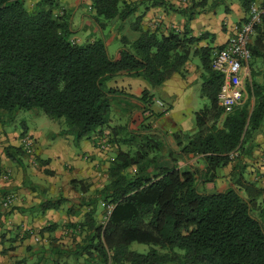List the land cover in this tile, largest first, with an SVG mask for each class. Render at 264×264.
<instances>
[{"label":"trees","instance_id":"trees-1","mask_svg":"<svg viewBox=\"0 0 264 264\" xmlns=\"http://www.w3.org/2000/svg\"><path fill=\"white\" fill-rule=\"evenodd\" d=\"M88 1L90 19L99 33H105L113 20L124 24L142 6L167 4L166 0ZM258 1L240 0L247 14L240 24ZM171 7L190 20L197 15L194 8ZM63 10L57 0H0V129L19 111H38L52 120L65 119L61 134L73 136L76 143L97 140L111 130L112 101L125 96L137 99L109 88L108 81L128 74L158 88L184 69L192 53L201 57L205 68L202 93L210 107L195 113L196 134H172L178 149L168 135L156 133L150 125L143 124L138 133L124 139V145L136 144L137 149L118 148L105 184L94 197L81 199L84 219L69 225L83 237L81 241L70 249L54 246L48 257L34 264H81V259L85 264H264V186L244 179V167L238 162L232 172L235 185L219 192L205 187L215 183L218 170L247 154L262 130L264 85L252 75L247 101L225 114L218 99L222 76L212 67L216 49L199 47L209 34L194 37L188 25L183 32L144 31L140 16L132 24L140 37L131 41L122 36V47L112 57L101 34L75 41L72 11ZM250 50L253 58L264 61V15ZM152 99L144 91L137 100L146 107ZM117 130L124 127L110 133L114 138ZM5 152L12 161L17 160L12 154H24L20 147H6ZM192 158H197L195 164L190 163ZM71 184L82 195L91 188L84 180ZM58 204L48 201L41 207L50 210ZM102 205L107 216L100 220ZM133 244L148 246L149 251L131 250Z\"/></svg>","mask_w":264,"mask_h":264},{"label":"crops","instance_id":"crops-1","mask_svg":"<svg viewBox=\"0 0 264 264\" xmlns=\"http://www.w3.org/2000/svg\"><path fill=\"white\" fill-rule=\"evenodd\" d=\"M161 1L163 0H155L156 3ZM164 2L167 4H162L163 2L157 4V6L148 4L147 6H142L140 8L137 13L140 12L138 17L142 16L141 28L144 31L150 30L151 32L168 33L171 30L183 32L188 25L191 35L194 37H198L203 33L209 34L207 40L200 43L199 47L208 46L216 49L213 53L218 51L221 47L224 49L229 37L233 34L235 27L240 25L242 20L247 16L242 8L240 0H166ZM202 2H204V5L198 6V4H201ZM171 6L182 10L194 8L197 15L190 20L188 14L182 15L176 13ZM222 6L225 8L224 10H221ZM202 10L203 12H201ZM87 20H89L87 22L90 24L92 23L91 19L88 18ZM126 23L127 21L122 24L121 28L118 30L121 31L124 26V28H126L124 32L128 35L126 37L131 41L137 40L140 37V33L134 31L131 27V30L130 28H127ZM83 27L84 24L79 26L78 29H82ZM114 31L116 30H113V32ZM100 34L107 39L106 41L109 51L111 43L115 41L114 39H117V36H111L112 39H110L102 32H100L99 35ZM120 48L121 47H116L115 49ZM194 49H196V47H194ZM189 58L190 60L181 72L174 73L158 88H153L142 77H133L128 74L115 77L108 81L109 83L107 82L109 88L123 91L126 94L135 96L137 99L142 97L144 91H148L152 97L155 93L162 96L158 103L162 102L164 106L158 104L160 109L154 105L155 101L153 99L146 107H144V105L137 99L126 96L119 99L120 102L118 104L121 107L123 106V110H126L130 119L129 127L131 133H138V129L143 124L150 125L158 134L162 131L166 132L169 143L174 148H177V145L173 140V133L183 132L184 134H188L185 133L186 131H190L188 135H194L197 133V123L194 124L192 122V119H195V113L197 112H195L193 108L186 106L185 101L193 99V94L195 92L194 85L200 87V96L202 99H206L202 93L203 76L206 72L199 55H194L192 53ZM248 74L249 77L246 80L247 87L241 105L249 98L248 86L252 81V75L257 77V83L264 85V61L261 59L260 62L255 64V68L253 69L249 66ZM253 104L254 99H252V105ZM179 107L185 108L181 111V117L178 119H172V114L175 115V113L178 112ZM168 109H170V111H168ZM164 119H170V121H168L172 124L171 127H167L166 125L161 126L157 123L158 120L162 121ZM188 121H190L192 125L189 129L184 127ZM40 124H42V126L44 125V123ZM136 125H139V127H136ZM61 128V131L65 129L64 126ZM25 131H28V134L37 141L35 146L36 151L34 152L36 153L35 155H37L35 160L28 158L27 154L24 152L23 155L12 154L18 160L12 161L5 152V146L9 145L6 143L3 146H0V170L5 168L8 172L12 171L15 173L14 180L9 182L7 178L6 180L1 179L2 181L8 182L0 183V186L4 184V186L9 188L8 190L17 193L16 195L19 197L17 202L13 205L12 209L14 210L10 214V217L6 219V222L7 224H14L16 226L14 227L15 229H17L19 225L27 226L28 223L29 227L32 223L31 228L32 225L34 227L39 225L45 227L49 226L50 230H46L48 234L53 235L59 231H64L70 237L75 230H73V227L71 229L69 225L81 222L84 219L83 216L85 214L84 208H81V199L83 195L74 188L71 182L73 180H89L91 185L90 191L94 189V184L92 185L91 183L94 182L95 177L94 167L99 168V166L103 164L97 144L99 145V141L102 138L107 137L104 135L103 137L97 138V140L92 138L91 140H83L79 143H76L75 141L74 151V149L71 150L70 146L67 147V144H65V140L70 142L69 139L72 137L70 135L60 137L58 136L59 132H54L52 136H49L48 134H45L42 128L38 127V129H31L28 125L26 126ZM59 135L61 134L59 133ZM57 137H59V139L62 138V141L64 139L65 142L63 141V144H54ZM11 146L18 147V145L13 143ZM65 149H68V151L71 152L69 160H66L63 157L64 154H67V150ZM236 156L237 154H235V157ZM114 159L115 158L111 160L113 161ZM196 161L197 158H192L190 163L195 164ZM238 162L244 167H242L244 169V179L251 181L252 183H257L260 186H264V125L262 130L256 136L255 141L247 154L235 159L229 167L223 169L224 175L222 174L218 176L215 183L209 184H214L215 186L219 183L218 187L224 190L231 185H235L236 178H234V173L232 174V172L236 169ZM111 163L112 162H110V165ZM179 164L184 165L185 162L181 161ZM35 168L38 170H34L33 172L32 169ZM200 168L203 169L204 166H200ZM35 173L39 174V177L36 178ZM90 179H92V181ZM207 185L205 187L209 190ZM215 187H217V185ZM48 201H60V204H58L59 206L56 208L50 210L42 209L41 206ZM63 225L66 226L64 229L62 228ZM53 227L56 230H53ZM18 230L19 234H25L22 232L23 229L21 226ZM17 233L18 232L16 231L15 234L17 235ZM18 236L17 238L20 239ZM22 238L23 237L21 236V239ZM3 248L4 241H1L0 251L2 250V252H4ZM21 248L22 250L24 249L23 247ZM21 248H19V250H21Z\"/></svg>","mask_w":264,"mask_h":264},{"label":"rangeland","instance_id":"rangeland-1","mask_svg":"<svg viewBox=\"0 0 264 264\" xmlns=\"http://www.w3.org/2000/svg\"><path fill=\"white\" fill-rule=\"evenodd\" d=\"M57 1L60 3L62 10L64 9L65 11H72V26H73V29L75 30L72 33V38H74L75 41L85 42L86 39H93V37L99 36V32L97 31L98 29L92 23L90 24L89 22H87L89 21L87 19L88 18L90 19V16L93 15V13L89 12V8H88L89 1L88 0H57ZM224 9H225L224 6H222L221 10H224ZM201 12H203V10ZM138 14H140V12ZM138 14L136 16H133L127 21L126 23L127 28H130V27L132 28V24L133 22H135L136 18L138 17ZM84 20H85V23H84ZM83 24H84V27L82 29H78L79 26ZM120 25H122L121 21L113 20L108 24L107 29L105 30V33H103L107 38H110V39H112L111 36H117V39H114L115 41L111 43L110 48H109V55L112 57H114L115 54L117 53V50H119L115 48L122 47L121 37L128 36L127 33L124 32L126 30L124 26H123V29H121V31L118 30L121 27ZM113 30H116L114 31L115 33L113 32ZM260 61L261 59L253 58L250 61L251 69L255 68V64H257ZM253 80L257 82V77L255 76ZM194 88H195V92L193 94V99L189 101H185L186 106L193 108L195 112H199L205 109L206 107H210L209 100L207 98L202 99V97L200 96L201 95L200 87L194 85ZM161 98L162 96H160L159 94L155 93L153 95V100L155 101L154 105L157 108H159V105L164 106L162 102H161L162 105L161 103H158V101ZM119 99L120 98H117V100H113L111 103V114H110L111 122L109 124V126L111 127V130L110 132H107L105 134L106 137L109 139V146L106 149H101L100 145L97 144V147L99 148V154L101 155L103 164L99 166V168L94 167L95 177H94V182H91L92 185L94 184V189L89 191L87 194L83 195L82 198L84 197L85 199H90L94 197L95 191H97V189L99 190V188L105 184V182L107 181V169L110 166V162H112L111 159L116 157L119 147L123 148L125 151L129 149H131L132 151H135L137 149L136 144H133L132 146H130V145H124L122 142L124 139L131 138V135H130L131 131L129 127L130 119L128 117L126 110H123L122 108L123 106L121 107L118 104L120 102ZM170 109H168V111H170ZM184 109L185 108L179 107L178 112L175 113V115L172 114L171 118L172 119L180 118L181 111ZM168 120L170 121V119H164L162 121L158 120L157 123H159L161 126L166 125L167 127H171L172 124H170ZM192 120H193L192 122L196 124L195 119L193 118ZM40 123H44V125L42 126V124ZM27 125L31 129L32 128L38 129V127H40L44 130L45 134L46 135L48 134L49 136H52L54 132H59L61 134L62 132L61 127L62 126L66 127L65 119L52 120L49 117H47L44 113L38 112V111H19L17 115L15 116V119L12 123L10 124L8 123V125H5L4 128L0 129V146L1 145L3 146L4 144L7 143V145L9 146H5L6 148V147H13L11 146L12 143L16 144L18 145V147L23 149V151L27 154L28 158H32L33 160H35L37 157V155H35L36 153H34L36 151L35 146H36L37 141L31 135L28 134V131H25ZM134 125H135V122H134ZM119 126H123L124 130H121V131L117 130L119 135L114 138L111 134H113L114 133L113 130L115 128H118ZM190 126L192 125L190 121H188L186 122V126L184 127L189 129ZM136 127H139V125L138 126L136 125ZM24 131L26 133H24ZM196 131L198 130L196 129ZM189 132L190 131H186L185 133L189 134ZM59 133H58V136L60 137L67 136V135H62V134L59 135ZM161 133L166 134V132L164 131H162ZM72 137L69 139L70 142L68 140H65L66 141L65 142L64 139L63 141L65 142V144H67V147L70 146L71 150L74 149L75 151V139ZM63 141H62V138L59 139V137H57V139L54 141V144L55 143L63 144L64 143ZM71 141H74V142H71ZM28 142H31L33 144V151L31 153L28 152L27 150H26L27 152L25 151L26 143ZM65 150H67V154H64L63 157L66 160H69L71 157V152H69L68 149H65ZM11 152L15 153V151L13 150ZM197 164L198 166H203L202 163H197ZM34 170L37 171L38 169L37 168L32 169L33 172ZM222 174H223V169L218 170V176ZM35 175H36L35 176L36 178L39 177V174L35 173ZM14 177H15V173H13L12 171L8 172L5 168H2L0 170V183H4V182L7 183L8 181L10 182L14 180ZM6 178L8 179V181H2V180H6ZM90 180L92 181V179ZM85 181L87 184H90L89 180H85ZM218 184L219 183L216 184L217 187H215L216 185L214 186V184H209L207 185L209 190L208 189L206 190L212 191V192L223 191L224 189H221L220 187H218ZM8 189L9 188L4 186V184L0 186V201L5 199L9 194H14V195L17 194ZM16 197L18 200L19 198L18 195H16ZM12 207L8 210L0 209V242L4 241V248H3L4 252H2V250L0 251V264H34L40 260L39 259L40 257L42 258L48 257L50 253L49 251L54 246H60L63 248L70 249L75 243L80 242L81 239L83 238V237H79L78 231H75L70 237L64 231L62 232L59 231L58 233H54L53 235H51L46 232V230L50 228L49 226L45 227L43 225L42 226L39 225V226L34 227L32 225V228H31L32 223L30 224V227L28 223L27 226L19 225L17 229H15L14 227L16 226L14 224L12 223L7 224L6 222V219L10 217V214L14 210L12 209ZM79 211H82V210H79ZM84 211H85V208H84ZM98 211H99L98 218L100 220L104 219L107 216L106 208L103 205L100 206ZM65 225L62 226L63 229L66 227ZM20 226L23 229L22 232L25 233L24 235H22L21 233L19 234L18 228ZM16 231L18 232L17 235L15 234ZM17 236L20 237V239L17 238ZM21 236L23 237L22 239H21ZM37 238L39 239L38 241L36 240ZM21 247H23L24 249L22 250ZM19 248H21V250H19ZM131 250L145 254L149 251V247L144 246V245H139V244H133L131 245ZM80 261H81V264H85L83 259H81Z\"/></svg>","mask_w":264,"mask_h":264},{"label":"built area","instance_id":"built-area-1","mask_svg":"<svg viewBox=\"0 0 264 264\" xmlns=\"http://www.w3.org/2000/svg\"><path fill=\"white\" fill-rule=\"evenodd\" d=\"M263 15L264 0L253 3L247 21L235 27L224 49L215 51L212 54L213 70L222 76L218 99L225 114L232 112L243 101L247 87L246 80L249 77L250 61L253 59L250 45L256 27L262 22ZM99 145L101 149H106L109 146V139L102 138L99 141ZM26 150L30 153L33 151L31 142L26 143ZM16 200V195L9 194L0 201V209H10ZM36 240L38 241L39 239L37 238Z\"/></svg>","mask_w":264,"mask_h":264}]
</instances>
